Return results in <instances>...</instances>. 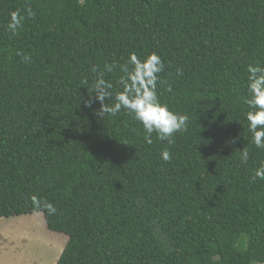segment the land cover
Returning <instances> with one entry per match:
<instances>
[{"label": "trees", "instance_id": "1", "mask_svg": "<svg viewBox=\"0 0 264 264\" xmlns=\"http://www.w3.org/2000/svg\"><path fill=\"white\" fill-rule=\"evenodd\" d=\"M27 7L13 36L9 12ZM131 52L160 55V99L189 117L172 145L86 106L91 66ZM256 63L264 0H0V218L43 213L68 236L56 264H264V180L250 179L264 150L245 116Z\"/></svg>", "mask_w": 264, "mask_h": 264}, {"label": "clouds", "instance_id": "2", "mask_svg": "<svg viewBox=\"0 0 264 264\" xmlns=\"http://www.w3.org/2000/svg\"><path fill=\"white\" fill-rule=\"evenodd\" d=\"M36 13L31 7L24 9V14L19 9L9 12L7 30L13 35H18L27 19L35 18ZM29 56L24 57L28 62ZM165 69V64L160 55L150 52L141 58L135 52L129 53L126 61L118 64L113 61L105 62L103 67L91 66L90 71L95 74L92 82L91 93H95L94 101H86L90 107L93 102H99L98 115L115 116L122 109L126 110L133 120L143 128L144 141L152 144L153 133L169 145L174 143L177 133L186 131L189 117L170 108L167 103L160 99L157 88L160 73ZM119 71L120 75L116 83L119 90H114V84L106 79V74ZM178 74H182L177 69ZM246 91L248 93L247 105L251 109L245 113L248 130L251 133V143L257 149L264 150V67L259 63L246 65ZM87 83V81H85ZM169 87V91H171ZM110 102V103H109ZM172 153L168 149L161 152V159L168 162L172 159ZM240 160L247 163L249 160V149H240ZM250 179L264 180V163L254 170ZM31 205L40 211H46L49 216L56 215L57 208L47 200H42L36 195L30 198Z\"/></svg>", "mask_w": 264, "mask_h": 264}, {"label": "rangeland", "instance_id": "3", "mask_svg": "<svg viewBox=\"0 0 264 264\" xmlns=\"http://www.w3.org/2000/svg\"><path fill=\"white\" fill-rule=\"evenodd\" d=\"M68 236L48 229L43 213L0 218V264H56Z\"/></svg>", "mask_w": 264, "mask_h": 264}]
</instances>
